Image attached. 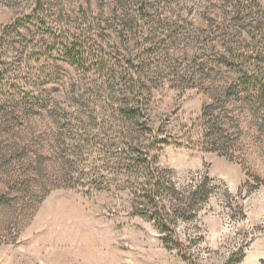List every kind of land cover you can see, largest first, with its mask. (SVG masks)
Instances as JSON below:
<instances>
[{
    "label": "rangeland",
    "instance_id": "1",
    "mask_svg": "<svg viewBox=\"0 0 264 264\" xmlns=\"http://www.w3.org/2000/svg\"><path fill=\"white\" fill-rule=\"evenodd\" d=\"M249 81L264 0H0V264H264Z\"/></svg>",
    "mask_w": 264,
    "mask_h": 264
},
{
    "label": "trees",
    "instance_id": "2",
    "mask_svg": "<svg viewBox=\"0 0 264 264\" xmlns=\"http://www.w3.org/2000/svg\"><path fill=\"white\" fill-rule=\"evenodd\" d=\"M13 27V26H12ZM8 27V28H12ZM78 42H74V45L72 46L71 49H69V58L74 60L76 58L77 53H74V49L76 45H78ZM74 64H77V62L74 60ZM253 81H249L248 83L253 86L254 90L258 92V94L261 96V98H264V83L263 82H258L252 83ZM143 81L141 80L140 77L137 78L136 73L132 72L131 75V80L128 81L127 85V102L125 103L124 107H120V113L123 114L126 118H132L136 117L142 110V107L139 105V97L142 96V86H143ZM264 100V99H263ZM146 120L143 121V126L145 128ZM146 156H144V153H140V158H137V162L139 164H143L144 167H146V172L152 175L154 177L153 179L156 180V173L159 174L161 171L159 167H154L156 166L157 161L154 160V155L151 153L148 149L146 151ZM151 183V182H150ZM148 184L147 190L154 191L156 187V181ZM150 201H153L152 196H148Z\"/></svg>",
    "mask_w": 264,
    "mask_h": 264
}]
</instances>
